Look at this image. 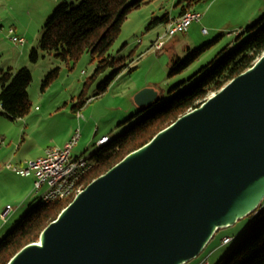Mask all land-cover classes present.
<instances>
[{"label":"water","instance_id":"1","mask_svg":"<svg viewBox=\"0 0 264 264\" xmlns=\"http://www.w3.org/2000/svg\"><path fill=\"white\" fill-rule=\"evenodd\" d=\"M141 108L158 92L138 91ZM264 202V53L93 179L6 264H185Z\"/></svg>","mask_w":264,"mask_h":264},{"label":"rangeland","instance_id":"2","mask_svg":"<svg viewBox=\"0 0 264 264\" xmlns=\"http://www.w3.org/2000/svg\"><path fill=\"white\" fill-rule=\"evenodd\" d=\"M63 1L66 0H0V69L28 66L32 72L28 87L32 101L29 114L24 118L11 119L0 106V212L7 204L15 207L7 222L0 218V239L14 226L15 220L36 203V197L45 189L33 195L21 191L24 181L31 177L20 176L6 167L7 163L17 161L11 156L32 159L30 156H38L48 146L63 140L69 129L79 128L84 135L83 152L73 155L88 157L95 150V142L100 135L108 132L117 136L153 109L140 110L135 100L138 91L152 87L161 98L159 103H162L173 95L169 90L174 84L193 77L183 86L187 87L198 78L195 74L202 65L214 59L226 45L233 46L245 40L250 35L244 31L248 26L262 18L264 21V0H192L191 10L201 12L202 19L195 21L189 31L177 33L173 39L166 37L165 45L158 49L154 43L159 33L166 32L167 24L164 27L160 22L150 28L149 22L167 12L178 14L188 0H146L145 4L128 14L109 50V54L117 57L131 54L133 62L109 83L105 91L97 94L100 83L114 67H106L90 78L99 65L98 57L93 58L91 53L85 51L78 60L66 61L54 51L39 49L44 25ZM203 27L207 28V33L202 31ZM10 28L24 41L14 42L10 38ZM238 30L242 33L239 39ZM221 34L189 67L175 75L169 74L177 56L184 59L192 50ZM34 47L39 49L37 61H33L30 55ZM53 71L54 74L48 77ZM47 79L48 83L45 82ZM81 94L86 99L84 105L78 103ZM75 106L78 109L83 106L81 118L77 117ZM85 138H89L87 143L83 141ZM247 221L246 217L220 228L205 250L185 264H205V259L209 264H216L244 232ZM225 236H231L232 241L222 243Z\"/></svg>","mask_w":264,"mask_h":264},{"label":"trees","instance_id":"3","mask_svg":"<svg viewBox=\"0 0 264 264\" xmlns=\"http://www.w3.org/2000/svg\"><path fill=\"white\" fill-rule=\"evenodd\" d=\"M191 1L188 0V4H183L182 13L192 9ZM146 2V0L63 1L48 17L39 49L54 51L58 57L66 61L78 60L85 51L91 53L93 58L98 57L99 65L90 78H94L106 67H114L111 74L100 83L97 93L99 94L105 91L109 83L133 62L131 54L117 57L109 54V50L128 14L132 9L139 8ZM170 20L169 13H165L154 17L149 22V26L151 28L160 22L167 24ZM262 20L263 18L244 30L250 32L245 40L233 46L226 45L214 59L202 65L195 74L198 78L194 82L183 87L193 77L178 81L169 90L173 94L170 98L159 103L161 98L158 97L150 107L141 108L142 112L153 109L117 136L110 135L106 143L96 146L88 156L95 164L85 175L84 186L100 177L128 153L148 142L180 115L199 106L213 92L215 93L235 76L251 67L264 53V21ZM253 30L255 31L252 32ZM241 34L239 32L238 39ZM222 35L195 48L184 59L177 56L169 74L175 75L189 67ZM39 49L35 47L32 49L30 55L33 61H37ZM54 72L49 73L48 77ZM31 74L28 66L0 69V106L3 113L11 119L24 118L30 112L32 101L28 87L32 81ZM45 82L48 83V79ZM85 102L86 99L84 100L81 94L78 103L84 105ZM73 198L45 202L37 196L36 203L30 205L28 210L15 220L10 231L0 239V264H6L24 245L38 240L42 230ZM247 218L244 232L238 236L232 247L216 264H264V202L257 212L250 214Z\"/></svg>","mask_w":264,"mask_h":264},{"label":"built area","instance_id":"4","mask_svg":"<svg viewBox=\"0 0 264 264\" xmlns=\"http://www.w3.org/2000/svg\"><path fill=\"white\" fill-rule=\"evenodd\" d=\"M202 13L196 10H187L179 16L173 18L167 23L166 32L158 36L154 43L155 48L161 49L166 42V37H172L177 33L188 31V28L195 22L202 19ZM203 32L207 33L206 27ZM10 38L14 42H23L24 39L17 36L13 28L9 29ZM78 118H81V109L77 111ZM81 136L80 129L77 128L73 135L65 142L63 146H49L45 153L39 157L28 159L23 163H7L6 167L12 169L21 176L34 177V193L45 202L55 200H65L75 197L84 186L85 175L93 168L94 161L87 156L73 155V148L78 143ZM110 135H103L96 140L97 146L106 143ZM15 207L7 204L0 212V218L7 222ZM231 236H225L222 243L226 244L232 241ZM205 264H209L205 259Z\"/></svg>","mask_w":264,"mask_h":264},{"label":"crops","instance_id":"5","mask_svg":"<svg viewBox=\"0 0 264 264\" xmlns=\"http://www.w3.org/2000/svg\"><path fill=\"white\" fill-rule=\"evenodd\" d=\"M154 11H152V13H153ZM168 13V12H167ZM182 12H181V10H180V12L178 13V14H176V15H171V14H169V17H171V19H172V17L173 18H175V17H177V16H179L180 14H181ZM147 16L149 17L150 15L149 14H147ZM164 27H166V24H164ZM189 29V28H188ZM190 30V29H189ZM188 30V31H189ZM240 30H238V32H239ZM160 34V33H159ZM159 34H158V36H159ZM172 39L174 38V37H171ZM171 39V40H172ZM170 40V41H171ZM176 42V41H175ZM168 49H169V47H167ZM189 48H191V45L189 44ZM79 109H81V108H79ZM78 109V110H79ZM74 113H75V111H74ZM78 117V116H77ZM82 119H79V121H81ZM72 127V126H71ZM81 129H82V127H80ZM74 131H75V129L74 128H72V130L71 129H69L67 132H66V134H65V136H64V138H63V140H61L60 142H58L56 145H54V146H62L70 137H71V134H73L74 133ZM103 135H109L108 134V132H106V133H104V134H102V135H100V137L101 136H103ZM112 136V135H111ZM2 138H4V136H2ZM84 138V135H82L81 134V136H80V139H79V141H78V143L75 145V147L73 148V154H75V155H77L78 153H82L83 151H82V139ZM84 143L86 142H88L89 141V138H85L84 140ZM49 147V146H48ZM88 149V148H87ZM86 149V150H87ZM45 153V152H44ZM44 153H42V154H40V155H38V156H30V157H34V158H36V157H39V156H41V155H43ZM10 158H12L13 160H17L15 163H23L24 161H26L27 160V157L25 158L24 156H18L17 157V159H16V157L15 156H11ZM29 158V157H28ZM9 163H12V162H9ZM17 174V173H16ZM21 176V175H20ZM23 177H27V176H23ZM28 177H31L30 179H27L26 181H24V184L22 185L23 187H22V189H21V191H23V192H26V195H33V193H34V177H32V176H28ZM31 188H32V192H31ZM3 209V208H2ZM2 211V210H1Z\"/></svg>","mask_w":264,"mask_h":264}]
</instances>
